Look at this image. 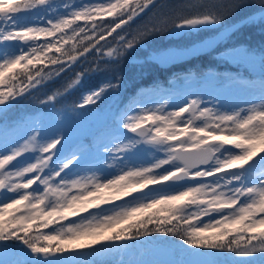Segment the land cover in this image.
Masks as SVG:
<instances>
[{"label":"snow or ice","instance_id":"6c2138e0","mask_svg":"<svg viewBox=\"0 0 264 264\" xmlns=\"http://www.w3.org/2000/svg\"><path fill=\"white\" fill-rule=\"evenodd\" d=\"M0 264H264V0H0Z\"/></svg>","mask_w":264,"mask_h":264},{"label":"trees","instance_id":"16d2710c","mask_svg":"<svg viewBox=\"0 0 264 264\" xmlns=\"http://www.w3.org/2000/svg\"><path fill=\"white\" fill-rule=\"evenodd\" d=\"M234 22V21H232ZM233 39L237 41H243L250 44H258L261 39V33L259 30V27H253L244 25L242 28L235 33ZM143 61H145V57H143ZM145 64H140L138 61H136L135 57H128L127 61L121 65V67L124 68L127 76L130 80H133L135 83H144L145 86H147V83H150L153 78L159 77L161 80L165 79L166 76H168V71H161L152 67V65L149 66V69L143 70V66ZM193 64L199 66L200 61L195 60L193 61ZM172 70H179V68L174 67ZM143 73V76L141 77L139 74ZM71 76V73L68 74L67 77L64 78V80L57 79L55 82L49 81L47 82V88L43 91L51 92L54 91L56 88L60 87L61 84L65 83L67 79ZM95 82H99L104 79V77L100 76V74H96ZM30 106V105H29Z\"/></svg>","mask_w":264,"mask_h":264},{"label":"rangeland","instance_id":"374dc122","mask_svg":"<svg viewBox=\"0 0 264 264\" xmlns=\"http://www.w3.org/2000/svg\"><path fill=\"white\" fill-rule=\"evenodd\" d=\"M143 57L144 56V50L143 49H140L137 51V54L135 55V58H136V61H143ZM149 65H144V69H147Z\"/></svg>","mask_w":264,"mask_h":264}]
</instances>
